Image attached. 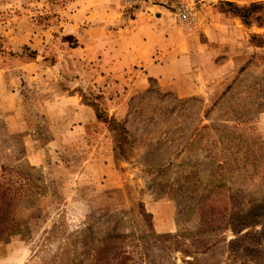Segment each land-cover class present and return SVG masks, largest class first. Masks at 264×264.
<instances>
[{
  "label": "rangeland",
  "instance_id": "rangeland-1",
  "mask_svg": "<svg viewBox=\"0 0 264 264\" xmlns=\"http://www.w3.org/2000/svg\"><path fill=\"white\" fill-rule=\"evenodd\" d=\"M227 2L264 0H153L135 12L119 1L132 18L165 7L181 33L145 86L9 75L28 124L0 122V186L18 193L7 227L26 237L0 239V264H264V209L256 226L245 220L264 208V14L247 25ZM179 3L193 8L191 32ZM86 102L115 124L79 130Z\"/></svg>",
  "mask_w": 264,
  "mask_h": 264
},
{
  "label": "crops",
  "instance_id": "crops-1",
  "mask_svg": "<svg viewBox=\"0 0 264 264\" xmlns=\"http://www.w3.org/2000/svg\"><path fill=\"white\" fill-rule=\"evenodd\" d=\"M166 11L153 5L132 18L120 9L119 0H0V122L9 132H23L28 124L23 97L13 87L20 76L9 81L16 72L34 78L43 68L81 79L88 73L93 83L104 86L112 77L109 86L115 88L129 79L134 87L161 78L163 58L183 45ZM24 48L36 58L23 57ZM50 53L57 54L54 64L45 60ZM79 108L76 124L82 131L97 118L89 106Z\"/></svg>",
  "mask_w": 264,
  "mask_h": 264
},
{
  "label": "trees",
  "instance_id": "trees-1",
  "mask_svg": "<svg viewBox=\"0 0 264 264\" xmlns=\"http://www.w3.org/2000/svg\"><path fill=\"white\" fill-rule=\"evenodd\" d=\"M224 5L229 8V11L241 17L244 23L247 25H250L253 22V20H256L258 22L261 21L262 19L261 16L262 14H264V3L263 2H254V3H251L249 6H243V7H240L237 4L232 3V2H227ZM22 55L23 57L28 56L29 58H36V53L31 52L29 48H24ZM86 104L94 109L97 120L108 122L111 125H112V122L113 124H115L114 123L115 119L112 118L111 121H109L97 104L87 103V102ZM18 200H20V198L17 192L13 193L11 192V188L0 186V239L4 238L5 241H8L9 238L12 237L13 235L20 234V233H22L23 237H26L25 232L23 233L22 231H20L19 229H16L15 227H11V228L7 227L8 219L14 217L15 207L17 206ZM263 209H264L263 206H260L257 208V210H260V211ZM260 216H262V211L261 213L256 212L255 214H252L251 219L247 218L245 220H248V222H250L248 223L250 224V226H256ZM203 222L205 226L206 225L210 226V223L207 222L206 217H204V214H203ZM240 222L243 223L245 221L243 219ZM216 229H218V227H209L206 230L207 232H209V231H215ZM4 234H6V237Z\"/></svg>",
  "mask_w": 264,
  "mask_h": 264
},
{
  "label": "built area",
  "instance_id": "built-area-1",
  "mask_svg": "<svg viewBox=\"0 0 264 264\" xmlns=\"http://www.w3.org/2000/svg\"><path fill=\"white\" fill-rule=\"evenodd\" d=\"M120 3L131 11H138L146 7L153 0H119ZM174 15L178 23L187 31H193L196 25V16L189 3H179L174 7Z\"/></svg>",
  "mask_w": 264,
  "mask_h": 264
}]
</instances>
